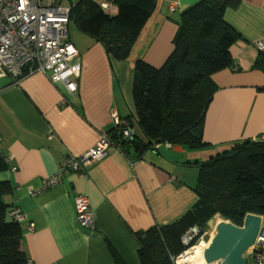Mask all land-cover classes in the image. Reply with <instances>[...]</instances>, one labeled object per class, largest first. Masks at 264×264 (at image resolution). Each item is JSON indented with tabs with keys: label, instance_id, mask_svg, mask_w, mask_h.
<instances>
[{
	"label": "crops",
	"instance_id": "1",
	"mask_svg": "<svg viewBox=\"0 0 264 264\" xmlns=\"http://www.w3.org/2000/svg\"><path fill=\"white\" fill-rule=\"evenodd\" d=\"M54 1L70 11L78 0ZM94 1L117 14L115 0ZM199 1L157 0L154 14L122 61L113 60L101 43L70 21L68 39L82 65L74 98L42 72L19 82L1 80L0 150L9 168L0 173V180L12 188L6 203L25 215L22 240L30 264H116L107 241L126 264H140L134 233L173 224L198 201L195 184L185 179L184 171L231 150L235 143L261 139L264 73L255 63L264 53L258 46L264 43V0H238V7L225 11L224 21L242 38L231 48L234 67L212 78L216 91L201 128L208 148L159 144L143 159L133 160L112 144L102 160L83 163L81 171L70 172L59 185L43 189L68 158L79 159L102 135L110 137L116 130L115 116L127 119L138 135L135 64L142 59L161 69L173 53L181 13ZM80 195L89 199L94 230L77 220ZM242 208L259 210L264 225L261 207ZM262 256L264 264V250Z\"/></svg>",
	"mask_w": 264,
	"mask_h": 264
},
{
	"label": "trees",
	"instance_id": "2",
	"mask_svg": "<svg viewBox=\"0 0 264 264\" xmlns=\"http://www.w3.org/2000/svg\"><path fill=\"white\" fill-rule=\"evenodd\" d=\"M156 2L115 0L118 11L112 15L94 0H78L71 5L69 19L101 43L113 60L122 61L128 58L154 14ZM238 5V0H200L181 13L173 53L161 69L137 60L135 119L144 138L135 133L126 140L114 130L109 133L112 144L131 154L133 160L143 159L159 144L193 150L209 147L191 132L202 128L216 91L213 76L235 65L231 48L242 36L224 21V14ZM255 68L264 73V53L259 55ZM8 168L0 154V173ZM197 168L195 206L173 224L134 233L140 264H175L186 248L182 236L191 228L203 230L228 207L264 210V140L235 143L231 150ZM11 192V186L0 180V264H30L23 249L22 224L13 219L14 208L5 200ZM107 244L115 263L126 264L112 244Z\"/></svg>",
	"mask_w": 264,
	"mask_h": 264
},
{
	"label": "built area",
	"instance_id": "3",
	"mask_svg": "<svg viewBox=\"0 0 264 264\" xmlns=\"http://www.w3.org/2000/svg\"><path fill=\"white\" fill-rule=\"evenodd\" d=\"M69 23V10L58 6L54 0H0V91L1 80L4 78L19 82L26 75L42 72L51 83L64 87L71 97L78 96L82 65L76 48L68 39ZM258 46L264 49V43ZM114 121L116 130L124 139L131 140L134 137L135 132L127 119L115 116ZM261 139L264 140V129ZM111 147L109 135H102L98 143L83 157L68 158L60 172L44 182L43 189L59 185L64 175L70 172L81 171L83 163L102 160ZM31 194L36 195L35 192ZM89 208L90 202L86 196L76 198L77 220L94 230L96 224ZM12 217L19 223L25 220L23 211L17 207L14 208ZM28 227L33 230L35 226L30 223ZM204 236L203 230L189 229L181 238L185 251L175 260V264H179L181 257L209 244ZM263 250L264 227L252 249V264H263Z\"/></svg>",
	"mask_w": 264,
	"mask_h": 264
},
{
	"label": "water",
	"instance_id": "4",
	"mask_svg": "<svg viewBox=\"0 0 264 264\" xmlns=\"http://www.w3.org/2000/svg\"><path fill=\"white\" fill-rule=\"evenodd\" d=\"M195 139L202 138V129L191 132ZM263 221L260 216L249 214L243 227L232 223L221 222L216 227V234L204 250V260L207 264H249L243 257L247 247H253L259 237Z\"/></svg>",
	"mask_w": 264,
	"mask_h": 264
},
{
	"label": "bare ground",
	"instance_id": "5",
	"mask_svg": "<svg viewBox=\"0 0 264 264\" xmlns=\"http://www.w3.org/2000/svg\"><path fill=\"white\" fill-rule=\"evenodd\" d=\"M249 214L258 215L259 210L250 208H230L214 217V219L204 227L206 233H213L221 222H229L234 224H244L246 216ZM209 244L198 247L193 253H188L179 259V264H207L204 261V250Z\"/></svg>",
	"mask_w": 264,
	"mask_h": 264
},
{
	"label": "rangeland",
	"instance_id": "6",
	"mask_svg": "<svg viewBox=\"0 0 264 264\" xmlns=\"http://www.w3.org/2000/svg\"><path fill=\"white\" fill-rule=\"evenodd\" d=\"M137 130L139 131L138 132V137H140V138H144V136H143V134H142V132L139 130V128H137ZM165 151V150H164ZM198 165L197 166H194V167H192V168H194V169H187V170H185L184 172L187 174V177L185 178L187 181H190V182H192L193 184H195L196 185V181H195V179H197V175H198ZM228 208H231V207H228ZM228 208H226V209H224V210H222L220 213H224V211H226ZM234 208H236V207H234ZM219 213V214H220ZM214 219V218H213ZM212 219V220H213ZM229 223V222H228ZM232 224H234V223H232ZM234 225H236V226H239V227H243V225L244 224H234ZM263 227H264V225H263ZM203 232L205 233V236H204V239H206L207 240V242L209 241V243L211 242V240L213 239V237L215 236V234H216V230L213 232V233H206L205 231H204V229H203ZM200 242V241H199ZM198 242V243H199ZM253 249V247H247V248H245L244 249V251H243V257H245V258H247L248 257V255H249V253H250V251ZM205 261V260H204Z\"/></svg>",
	"mask_w": 264,
	"mask_h": 264
}]
</instances>
